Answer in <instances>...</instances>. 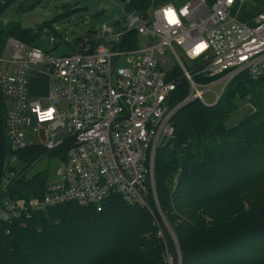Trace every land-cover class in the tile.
Listing matches in <instances>:
<instances>
[{
    "label": "built area",
    "instance_id": "built-area-1",
    "mask_svg": "<svg viewBox=\"0 0 264 264\" xmlns=\"http://www.w3.org/2000/svg\"><path fill=\"white\" fill-rule=\"evenodd\" d=\"M5 1L0 0V7ZM251 1L186 0L145 11L123 9L122 17L111 25L101 24L95 36L78 38L75 45L63 39L69 50L62 54L6 37L0 47V92L8 99L9 154L0 174V224L24 226L35 212L62 203L101 212L113 196L145 208L154 218L159 209L154 156L173 135L174 113L192 100L213 105L241 73L252 78L264 74V11L248 21L238 17L242 6ZM168 8L176 13L178 23H168L164 16ZM40 34L56 44L46 28ZM142 35L147 43L139 48L137 40ZM197 44L204 47L193 56ZM3 50L8 51L7 59L2 58ZM166 53L174 58L190 88L174 106L168 102L175 89L167 79L170 70L160 65L169 60ZM133 54L139 55L134 58ZM120 55L130 56V65L111 71L112 58L116 61ZM181 56L202 62L199 73L212 79L196 83ZM32 76L48 80L47 93L37 99L30 97ZM216 85H223L220 92L213 91ZM205 92L214 93V102H205ZM27 132L37 135V144L27 141ZM60 133L63 136L58 137ZM31 146L55 152L60 165L41 195L12 198L8 194L15 178L11 166L18 161V153Z\"/></svg>",
    "mask_w": 264,
    "mask_h": 264
},
{
    "label": "trees",
    "instance_id": "trees-1",
    "mask_svg": "<svg viewBox=\"0 0 264 264\" xmlns=\"http://www.w3.org/2000/svg\"><path fill=\"white\" fill-rule=\"evenodd\" d=\"M148 1L131 0L124 9L145 11ZM251 2L240 20L264 11V0ZM52 23L44 20L28 28L0 21V47L6 37H14L50 51L40 33L46 28L55 36ZM190 62L185 67L196 83L212 79L199 73L202 62ZM167 79L175 85L168 100L174 106L189 94V83L177 65ZM246 97L249 107L239 113ZM6 108L0 92L2 173L9 154ZM172 121L173 135L156 149L153 171L158 205L177 241L180 263L264 264V74L237 75L216 103L192 100ZM42 154L56 153L32 146L18 153L11 166L15 178L10 197L43 193L48 180L44 172L25 176V169ZM166 255L175 264L174 243L162 223L157 226L145 208L115 196L101 212L62 203L35 212L24 226L0 224V264H168Z\"/></svg>",
    "mask_w": 264,
    "mask_h": 264
},
{
    "label": "rangeland",
    "instance_id": "rangeland-1",
    "mask_svg": "<svg viewBox=\"0 0 264 264\" xmlns=\"http://www.w3.org/2000/svg\"><path fill=\"white\" fill-rule=\"evenodd\" d=\"M130 1L131 0H39L38 2H35V0H13L0 13V21L4 25L9 23H18L19 25L28 28H34L38 23L44 20L53 21L52 27L57 46L55 47L53 44L48 43L46 39H43V45L45 48L50 49V52L52 53L62 54L68 52V42H70L71 45H75L76 38H83L86 35L95 36L101 24L106 23L107 25H111L117 18L122 17L123 9L130 3ZM157 1H163L161 4L171 2L178 5L175 0H150L144 4V6H148V8H150V6ZM251 3L244 5L238 13V16L243 11V8H246L245 10H249L253 5V3ZM48 34L53 35L49 32ZM63 39H66L68 42L65 43ZM137 42V47L142 48L147 43V36H138ZM1 55L4 59L9 57L7 50H3ZM138 55L139 54H133V57L137 58ZM179 55L181 54L179 53ZM166 56L169 60L160 63V65L164 70L169 71L172 70L176 64L174 58L169 53H166ZM130 59L131 58L128 55L118 56L114 64V69L117 70L119 67L129 66ZM181 59L186 67H190V61L186 60L182 56ZM194 66V68L197 67V65ZM30 85V97L32 99L44 96L45 92L41 91L45 89L44 79H36L34 82V89L32 88V80L30 81ZM222 87L223 85H216L213 91L220 92ZM247 98L248 97L240 102L239 108L241 110L239 113L249 107V103L246 101ZM203 99L207 104H211L214 102V93L205 92L203 94ZM4 102L8 103V99L4 98ZM26 135L28 142L35 141L34 144H37L38 138L36 134H30L27 132ZM61 136H63V133L58 134V137ZM55 156L56 154L39 155L38 158L25 169V176L30 177L33 173L44 172V175L48 177L47 179L54 178L60 165V159ZM154 213L159 215L158 217L162 225L170 233L171 240L174 243L175 264H181L177 241L168 223H166L167 221L160 207L159 209L156 208ZM204 218L206 222L210 221L208 216H204ZM153 223L159 226L155 218H153ZM168 258H170V256H168Z\"/></svg>",
    "mask_w": 264,
    "mask_h": 264
},
{
    "label": "water",
    "instance_id": "water-1",
    "mask_svg": "<svg viewBox=\"0 0 264 264\" xmlns=\"http://www.w3.org/2000/svg\"><path fill=\"white\" fill-rule=\"evenodd\" d=\"M13 0H6L0 7V13L4 10V8L10 4ZM114 61H115V57L112 58L111 61V71L113 70L114 67ZM3 156H4V148H3V137H2V131L0 128V174H1V169H2V163H3ZM154 218L156 219L157 223L160 225L161 221L158 217L157 214H154Z\"/></svg>",
    "mask_w": 264,
    "mask_h": 264
},
{
    "label": "crops",
    "instance_id": "crops-1",
    "mask_svg": "<svg viewBox=\"0 0 264 264\" xmlns=\"http://www.w3.org/2000/svg\"><path fill=\"white\" fill-rule=\"evenodd\" d=\"M161 2V1H160ZM175 2L178 4V5H180V4H182L183 2H184V0H175ZM157 3V2H156ZM171 3V2H170ZM154 5V4H153ZM159 5V4H158ZM151 7H153V6H151ZM150 7V8H151ZM76 40H77V38L75 39V42H76ZM38 78H42V79H44L45 80V89H43V90H41L42 92H45V94L47 93V90H48V80H47V78L46 77H44V76H32L30 79H29V83H30V81L32 80V88L34 89V82H35V80L36 79H38ZM31 86V85H30ZM30 91H31V88H30ZM44 94V95H45Z\"/></svg>",
    "mask_w": 264,
    "mask_h": 264
},
{
    "label": "snow or ice",
    "instance_id": "snow-or-ice-1",
    "mask_svg": "<svg viewBox=\"0 0 264 264\" xmlns=\"http://www.w3.org/2000/svg\"><path fill=\"white\" fill-rule=\"evenodd\" d=\"M169 12H171V14H172V17H173V19H171V20H169V19H167V17H168V13ZM164 16H165V18L168 20V23L169 24H176V23H178V20H177V18H176V13L171 9V8H168V9H165L164 10ZM204 46L201 44L200 45V49H202ZM200 49H197V51H199Z\"/></svg>",
    "mask_w": 264,
    "mask_h": 264
},
{
    "label": "clouds",
    "instance_id": "clouds-1",
    "mask_svg": "<svg viewBox=\"0 0 264 264\" xmlns=\"http://www.w3.org/2000/svg\"><path fill=\"white\" fill-rule=\"evenodd\" d=\"M167 19H169V20L173 19L171 12L168 13ZM197 49H200V44H197L195 46V48L192 50L193 56L196 55V54H198L202 50V49H200L199 51H197Z\"/></svg>",
    "mask_w": 264,
    "mask_h": 264
}]
</instances>
